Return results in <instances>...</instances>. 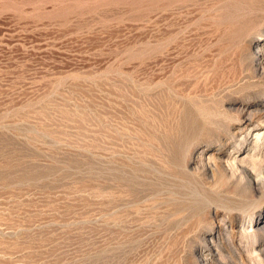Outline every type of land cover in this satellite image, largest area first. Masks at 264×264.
<instances>
[{
  "label": "rangeland",
  "instance_id": "obj_1",
  "mask_svg": "<svg viewBox=\"0 0 264 264\" xmlns=\"http://www.w3.org/2000/svg\"><path fill=\"white\" fill-rule=\"evenodd\" d=\"M248 42L264 0H0V264L264 263Z\"/></svg>",
  "mask_w": 264,
  "mask_h": 264
},
{
  "label": "bare ground",
  "instance_id": "obj_2",
  "mask_svg": "<svg viewBox=\"0 0 264 264\" xmlns=\"http://www.w3.org/2000/svg\"><path fill=\"white\" fill-rule=\"evenodd\" d=\"M251 35V34H250ZM243 48V51H247V52H250V50L251 51H253L252 50V47L250 46V44H249V42L248 43H245V46H243L242 47ZM242 48H238V51H237V53L239 52V54L241 55V54H243V53H240V52H242ZM238 54V55H239ZM251 55V56H250ZM242 56V55H241ZM240 56V57H241ZM249 56H250V58L253 56V58H255L256 60H262L263 59V57H264V49L261 47V46H256L255 47V49H254V51L252 52V53H250L249 54ZM242 58V57H241ZM243 58H244V56H243ZM241 59L242 60V62H244L245 60L244 59ZM247 58V57H246ZM248 59V58H247ZM244 60V61H243ZM241 62V63H242ZM264 78V77H263ZM258 112L260 113V115H259V117H258V120H259V123L261 124V125H264V106H261V107H258ZM250 116V115H249ZM248 116V114H247V117H245L244 118V120L246 121V123H248L247 125H251L250 123H252V117L250 118ZM189 160V159H188ZM187 163V162H186ZM230 163V162H229ZM231 164V163H230ZM232 165V164H231ZM231 165H223L222 163H219L218 162V164H215L214 166H212V168H211V166H208L207 168H210L209 170L211 171V172H217L218 171V173H219V171L220 172H225V171H227V169H228V167L229 168H231V169H233V166H231ZM229 170V169H228ZM233 172V171H232ZM221 173V175H225V174H227L226 172L224 173V174H222ZM218 176V175H217ZM224 177H226V176H224ZM256 189V188H255ZM257 190V189H256ZM258 191V190H257ZM254 192V191H253ZM263 192H261V194H262ZM264 194V193H263ZM249 211V210H248ZM247 212V211H246ZM249 217V216H248ZM251 224L252 223H254V227H255V231H253V234H249V233H246V229L244 228L243 229V232L240 230L239 231V235H240V237H247V238H250V237H252L253 239H255V237H257V235L258 234H263L264 235V216H258L257 218H255V219H253V221H251L250 222ZM217 224V223H216ZM221 225V224H220ZM238 224L236 223L235 224V226H234V224H233V226H232V229H236V227H238L237 226ZM252 227V226H251ZM222 231H226L225 230V224H224V226H219V228H218V230H217V235L219 236L220 235V233L222 232ZM250 232V231H249ZM251 233V232H250ZM211 241L212 242H215V241H213L212 240V238H211ZM217 242V241H216ZM253 243H254V241H253ZM224 245V244H223ZM263 248H264V246H263ZM220 248H219V246L218 245H216V250L218 251ZM259 252H260V254L262 255L263 254V257H264V250H262L261 248L258 250ZM255 252V251H254ZM249 253H251V254H253V251H251V252H249ZM218 256L219 257H222L223 255H222V252L219 250V252H218ZM223 258V257H222ZM214 259V257H213V255L211 256V260H213ZM205 260V259H204ZM258 264H264V263H262V262H258Z\"/></svg>",
  "mask_w": 264,
  "mask_h": 264
}]
</instances>
